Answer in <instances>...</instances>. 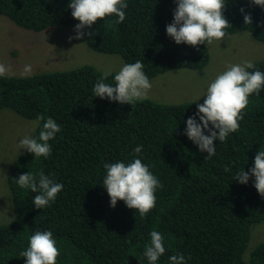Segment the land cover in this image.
<instances>
[{
	"label": "trees",
	"instance_id": "16d2710c",
	"mask_svg": "<svg viewBox=\"0 0 264 264\" xmlns=\"http://www.w3.org/2000/svg\"><path fill=\"white\" fill-rule=\"evenodd\" d=\"M127 4L124 21L111 27L107 18H97L86 29L95 33L80 40L125 63L141 60L149 79L172 69L201 71L206 66L208 44L176 45L165 35L172 0ZM242 4L251 15L249 25L237 11ZM0 14L32 31L76 23L67 0H0ZM224 15L229 23L225 36L245 30L264 42V11L259 7L227 0ZM253 64L264 72V59ZM101 73L85 64L0 76V108L30 120L50 116L61 127L49 141L46 159L24 153L8 166L11 221L0 224V264H23L18 252L37 229L52 231L59 249L56 264H145L141 252L153 229L164 236L165 253L158 264H167V256L176 252L187 257V264H264V240L247 250L251 227L264 220V198L251 178L243 185L231 180L240 167L247 171L255 151L264 148V89L249 96L238 129L223 143L214 142V155L206 158L182 135L183 120L195 110L193 100L166 103L146 96L129 105L101 100L91 96ZM105 82L112 83V76ZM137 144L141 153L135 155L160 183L155 206L144 217L119 200L110 208L100 185L103 163L128 162ZM37 169L63 185L41 210L32 207L35 193L19 189L13 180Z\"/></svg>",
	"mask_w": 264,
	"mask_h": 264
},
{
	"label": "clouds",
	"instance_id": "9594fccd",
	"mask_svg": "<svg viewBox=\"0 0 264 264\" xmlns=\"http://www.w3.org/2000/svg\"><path fill=\"white\" fill-rule=\"evenodd\" d=\"M175 5L171 11V21L164 26L165 35L176 45L213 44L225 36V28L229 27L224 15L227 0H172ZM244 3L259 7L264 11V0H244ZM127 0H67L70 16L76 21L69 40L81 39L95 33L86 31L97 18L108 19L111 27H115L125 19ZM242 14L244 25L251 23V15L242 4L238 9ZM141 60L131 63H121L113 74L111 70L103 71L91 87V96L118 104H132L144 99L152 83L145 74ZM24 71H28L25 66ZM5 68L0 66V76ZM111 75L112 83H106ZM264 89V72L255 67L252 61L225 65L224 69L214 77L202 83L196 99L195 110L184 120L182 135L196 149L206 153L211 158L215 152V143H223L229 134L239 127L248 104L250 95H257ZM203 97L202 102H197ZM41 120L43 121L41 123ZM38 131L35 135L25 134L18 139L17 155L32 154V158H47L51 153L50 140H53L61 127L52 117H36V123L30 132ZM22 150V151H21ZM134 155L125 162L115 160L103 163L104 175L101 184L108 197V206L115 207L117 201L133 209L140 217H144L155 206V191L160 187L158 178L142 163L138 155L141 146L132 149ZM247 163V162H246ZM225 171H229L225 168ZM251 178V185L256 193L264 198V148L256 150L251 165L244 166L232 173L231 180L243 185ZM21 190L35 193L32 197V207L43 209L56 199L63 185L56 182L50 174L37 169L27 170L13 179ZM141 256L145 264H158L165 253L164 236L153 229L148 232ZM26 246L18 252V258H23V264H56L59 255L57 241L51 230H34L27 236ZM167 264H187V257L180 252L167 256Z\"/></svg>",
	"mask_w": 264,
	"mask_h": 264
},
{
	"label": "rangeland",
	"instance_id": "374dc122",
	"mask_svg": "<svg viewBox=\"0 0 264 264\" xmlns=\"http://www.w3.org/2000/svg\"><path fill=\"white\" fill-rule=\"evenodd\" d=\"M70 25H56L41 31H32L15 25L0 14V66L5 74L26 76L46 71L69 70L81 65H93L99 71L115 72L123 62L119 56L95 51L72 35ZM209 61L200 70L180 68L163 72L149 80L152 88L147 96L166 103L194 101L202 83L222 71L225 65L244 60L264 59V42L256 40L249 31L240 30L221 41L208 44ZM25 66L28 71L25 72ZM203 97L200 98L202 102ZM36 123L8 108H0V224L11 221V200L5 176L9 164L17 155V142L25 134L31 135ZM22 151V150H21ZM247 250L264 240V220L251 227Z\"/></svg>",
	"mask_w": 264,
	"mask_h": 264
}]
</instances>
